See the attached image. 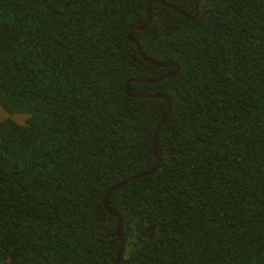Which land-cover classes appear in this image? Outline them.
I'll return each instance as SVG.
<instances>
[{
    "label": "trees",
    "instance_id": "trees-1",
    "mask_svg": "<svg viewBox=\"0 0 264 264\" xmlns=\"http://www.w3.org/2000/svg\"><path fill=\"white\" fill-rule=\"evenodd\" d=\"M0 0V264H264V0ZM188 14L195 0H166Z\"/></svg>",
    "mask_w": 264,
    "mask_h": 264
},
{
    "label": "water",
    "instance_id": "water-1",
    "mask_svg": "<svg viewBox=\"0 0 264 264\" xmlns=\"http://www.w3.org/2000/svg\"><path fill=\"white\" fill-rule=\"evenodd\" d=\"M152 2H160V3H163L164 5L171 6L173 9H175L176 11L182 13L185 17H187L188 19H191V20L195 19L198 16V14H199V0H195L196 9H195L194 13H192V14H188V13L184 12L182 9H180L176 5H174V4L170 3V2H167L166 0H150L148 2V4H147V13H148V19H147V21L146 22H141V21L135 22L132 25L131 29H130L129 39H130V41H132L133 43H135L137 45L138 51L141 53V55L144 57V59L149 60L151 63L156 64L158 66H170V67H174V71L172 73H169L167 75H164V76L159 77V78H154V79H152V78H145V77H135V78L131 79L132 81H136V82L155 83V82H158V81L164 79L165 77H171V76L175 75L179 71V65L175 61H173V60H163V61H159V60H156V59L149 58L147 55L144 54V52L142 50V46L138 42V40L135 39L132 36V32H133L134 29L142 30V29H144V28H146V27H148L150 25V23L152 21V13H151V8H150ZM129 82L130 81H128L127 82V85H126V92H127L128 95H130L132 97H136V98H139V97L140 98H142V97H165L168 100V109H167V112L164 115L161 123L158 125V127L156 129V134L154 136L153 144H154L155 155H156V158H157V163H156L155 167L152 168L151 170H148V171L139 173L137 175L128 177L127 179H124V180L116 183L105 194L104 204H105L106 208L108 209V211L111 214L118 216L117 232H118V236H119V238H120V240L122 242V247H121V249H120V251L118 253V257H117L116 264H120V262H121V258L123 256V252H124L125 245H126V236L122 233L123 217H122L121 213L117 209H114V208H112L109 205V196H110V194L114 190H117L120 187L126 185L131 180H133L135 178H139V177L145 176V175L152 174L153 172H155L159 168L160 161H161V158H162V149H161V146H160V144L158 142V133L160 132V129L162 127V124L165 121V119L167 118L168 114L170 113L171 107H172L171 98L168 95L161 94V93H157V94H152V93H136V92H133L131 90V88L129 86Z\"/></svg>",
    "mask_w": 264,
    "mask_h": 264
},
{
    "label": "rangeland",
    "instance_id": "rangeland-1",
    "mask_svg": "<svg viewBox=\"0 0 264 264\" xmlns=\"http://www.w3.org/2000/svg\"><path fill=\"white\" fill-rule=\"evenodd\" d=\"M6 117H13L18 122H24L27 118V115L23 113L10 114L0 104V119L6 118Z\"/></svg>",
    "mask_w": 264,
    "mask_h": 264
}]
</instances>
